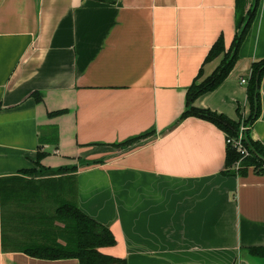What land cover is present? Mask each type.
Here are the masks:
<instances>
[{"label": "crops", "instance_id": "crops-1", "mask_svg": "<svg viewBox=\"0 0 264 264\" xmlns=\"http://www.w3.org/2000/svg\"><path fill=\"white\" fill-rule=\"evenodd\" d=\"M236 5L0 0V178L39 169V153L44 168L76 167L69 201L115 237L100 251L127 264H264L251 252L264 248V174L229 175L227 134L182 120L189 89L223 60L206 62L211 49L234 41ZM262 59L264 0L230 76L194 107L247 119ZM260 97L250 138L264 148V79ZM45 200L10 201L4 218L0 199V264H79L15 247L47 241L25 221L56 211Z\"/></svg>", "mask_w": 264, "mask_h": 264}, {"label": "trees", "instance_id": "trees-1", "mask_svg": "<svg viewBox=\"0 0 264 264\" xmlns=\"http://www.w3.org/2000/svg\"><path fill=\"white\" fill-rule=\"evenodd\" d=\"M260 1L237 0L236 35L234 41L229 50H227L223 37H220L211 49L206 62H211L222 55L223 60L211 77L201 84L195 83L189 89L187 110L182 120L189 117L207 120L222 129L227 134V137L235 138L238 136L242 125L251 128L259 118L261 113L260 88L264 79V59L253 64L252 75L248 83V100L252 112L247 119L241 118L236 122L210 110L198 109L194 107V103L199 97L216 91L230 76L239 60L240 48L256 18ZM37 96V102H40V94H36ZM64 113V111L57 112L50 116L55 117ZM250 128L245 132V145L250 153L248 157L242 159V156L237 151L227 145L228 174L231 176H244L249 168H253L256 174H264V148L250 138ZM135 142L137 141L130 142L126 146L133 145ZM45 155V153L38 154L36 166L39 169L26 170L16 176L0 178V199L4 210V218L10 213V211H6L10 201L20 200L33 203L39 200L42 201V188L48 184L50 185L51 181L57 180L55 177L59 176V181L67 180L70 184L72 183L73 178L71 176L68 179L65 177L76 173L77 168L61 167L56 170L44 168L41 166V161L45 158ZM239 161V169H235ZM34 182H39L40 185H32ZM54 213L55 216H49L48 213H45L40 217L35 215L25 218L27 226H29L28 223L30 224L39 219L46 220V216L49 218L53 217V219L58 220L62 224V226L53 224L52 228L55 230L51 231L52 235L47 238V241L41 243L27 242L15 245V247L22 249L23 252L32 257L45 260L76 259L79 264H127L125 260L105 255L100 251L102 248L115 246V237L109 229L88 217L74 203L60 201ZM40 232L45 233L46 230ZM46 236L48 235L45 234ZM51 237H53L52 240ZM59 239H62L64 244H60L58 242ZM7 244L5 238V246ZM251 252L254 256L264 260V248L253 249Z\"/></svg>", "mask_w": 264, "mask_h": 264}, {"label": "rangeland", "instance_id": "rangeland-1", "mask_svg": "<svg viewBox=\"0 0 264 264\" xmlns=\"http://www.w3.org/2000/svg\"><path fill=\"white\" fill-rule=\"evenodd\" d=\"M32 185L39 186L40 183L34 182ZM71 187L72 183H68L67 180H53L50 182V185L48 184L47 186L42 188L41 196L45 197V201L48 202V204H50L51 206H53L54 204H58L60 201L67 202L69 200H74L75 193L70 196ZM59 192L61 193L60 195ZM45 213H48L49 216H55L54 211H45ZM59 223L60 222L58 220L53 219V217L49 218L48 216H46V220L39 219L38 221L31 222L28 226V231H31L33 229L38 232H44L46 230L45 233L50 236V234L52 233L51 231L55 230L54 228H52L53 224L58 226ZM43 235L42 237H44ZM34 239L31 241L33 243H36L37 241H35Z\"/></svg>", "mask_w": 264, "mask_h": 264}, {"label": "built area", "instance_id": "built-area-1", "mask_svg": "<svg viewBox=\"0 0 264 264\" xmlns=\"http://www.w3.org/2000/svg\"><path fill=\"white\" fill-rule=\"evenodd\" d=\"M243 84H247L246 80L242 81ZM250 127L242 125L239 131V134L235 138H226L227 145H230L237 153L242 156V159L248 157L250 155L248 148L245 145V132L249 130ZM239 163L236 164L235 169H239Z\"/></svg>", "mask_w": 264, "mask_h": 264}]
</instances>
